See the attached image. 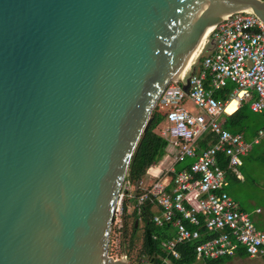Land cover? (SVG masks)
Returning a JSON list of instances; mask_svg holds the SVG:
<instances>
[{
  "label": "water",
  "instance_id": "obj_1",
  "mask_svg": "<svg viewBox=\"0 0 264 264\" xmlns=\"http://www.w3.org/2000/svg\"><path fill=\"white\" fill-rule=\"evenodd\" d=\"M236 12L264 0H0V264H129L108 252L135 149Z\"/></svg>",
  "mask_w": 264,
  "mask_h": 264
},
{
  "label": "built area",
  "instance_id": "obj_2",
  "mask_svg": "<svg viewBox=\"0 0 264 264\" xmlns=\"http://www.w3.org/2000/svg\"><path fill=\"white\" fill-rule=\"evenodd\" d=\"M209 42L210 53L198 63ZM228 83L235 85L229 98H217L215 92ZM234 98L238 101L237 109L250 101L253 112L264 110V22L251 12L232 13L213 26L189 70L179 80L171 81L161 94L157 105L166 112V125L159 132L168 146L159 165L157 161L147 172L156 178L150 186H139L141 191H137L134 181L126 175L110 231V237L118 242L115 250L119 254L113 255L109 245L110 257L118 260L126 256L129 262L120 240L123 204L126 217H138L136 221L149 204L153 224L162 226L170 222L175 235L162 241L165 255H158L159 262L147 257L137 264H205L210 259L235 257L241 250L248 258H264V229L258 228L250 214L240 209L227 192L226 170L218 160V154L223 153L229 169L242 179L238 167L243 158L253 145L264 140V126L250 141L222 126L219 119L228 113L226 106ZM187 100L202 112L187 109ZM206 133L215 134L217 141L202 147L200 141ZM187 158L193 159L190 168L177 171L176 164ZM165 163L169 167L162 176ZM204 234L209 237L199 241ZM191 241L197 242L195 258L183 261L178 245Z\"/></svg>",
  "mask_w": 264,
  "mask_h": 264
},
{
  "label": "trees",
  "instance_id": "obj_3",
  "mask_svg": "<svg viewBox=\"0 0 264 264\" xmlns=\"http://www.w3.org/2000/svg\"><path fill=\"white\" fill-rule=\"evenodd\" d=\"M210 51L211 43L209 42L204 48L203 53L200 55L198 63H200L203 57L210 53ZM234 88L235 85L233 83H228L226 87L215 92V96L219 99L227 100ZM234 108L235 107H232L227 111H233ZM165 117V110L160 105H156L152 113L150 127L142 135L135 149L127 172L128 178H130L136 183H139L142 180V177L147 174L151 166H153L157 161L162 159V157L165 155V150L168 146V141L160 135L159 131H156L157 127L162 123V121L165 120ZM219 121L225 129H228L234 133H245L246 136H251L255 135L260 127L264 126V110L260 113L253 112L250 108V101L244 102L238 109H236L232 113L225 114L224 116H222ZM216 141L217 136L215 134L206 133L200 143L202 147H207L209 143H215ZM218 160L220 166L224 170H226V177L229 178V175L232 173V170L229 169L228 158L223 153H219ZM192 163L193 159L187 158L184 161L178 162L176 164V170L180 171L183 169H188L190 168ZM150 215V205L147 204L143 212V217L145 219L143 247L145 254L150 260L159 262L160 260L158 258V255H165V251L162 246V241L165 239H170L175 235V227L170 222L165 223L162 226H156L151 221ZM137 219L138 217L136 218V220ZM252 220L257 226L255 220L253 218ZM135 222L133 223L134 231L139 226V221L137 227L135 226ZM207 237H209V235L204 234V236L199 241H203ZM196 243V241H191L178 245V250L183 255V261H192L195 258L194 250ZM236 257L242 259L248 258L247 254L243 250H241L235 257L226 256L218 259H210L206 260L205 264H224ZM262 260H264V258Z\"/></svg>",
  "mask_w": 264,
  "mask_h": 264
},
{
  "label": "rangeland",
  "instance_id": "obj_4",
  "mask_svg": "<svg viewBox=\"0 0 264 264\" xmlns=\"http://www.w3.org/2000/svg\"><path fill=\"white\" fill-rule=\"evenodd\" d=\"M207 38L205 42H207ZM184 105L187 109H189L193 113L202 112V110H200L190 100L185 101ZM232 112L233 111H230L228 113H232ZM165 125H166V122L164 120L157 127L156 131L157 132L160 131V129L164 127ZM157 165H159V161L157 162ZM167 167H169V164L165 163L163 165L164 171L163 173H161L163 174L162 176H165V174L167 173L166 171ZM245 168L248 169L250 176H247ZM238 170L242 174L243 179H247V182L246 180L245 181L237 180L235 176L229 177V179H227V181L229 180L228 185L230 183V186L228 187V192L235 199L239 208L241 207L243 211L250 212L251 209H257V208H248L249 205H251L252 203H256L255 205H258L262 201V199L259 197V191L261 190L259 189V187L262 182V177L264 176V142L263 141L260 144L253 145L252 151L249 156L248 163H246L243 166L242 165L239 166ZM155 180L156 178L151 177V175L145 174L139 183L134 182L136 190L141 191V188H139V186L147 188ZM259 209L260 211L264 210V208H259ZM259 216L264 217V212H261ZM135 221H136L135 217H131V216L126 217L125 247H126L128 257H129V264H137V262H139L141 258L145 260L147 258V255L145 254L144 247H143L145 219L143 216H139V220H138L139 226L134 231L133 223ZM120 240L122 241V238H120ZM116 243L118 242L116 241ZM116 243L113 237H110L109 245H111L110 251L112 252L113 255L119 254L115 250ZM120 252H121V249H120ZM224 264H264V260L260 258H243L242 259V258L236 257Z\"/></svg>",
  "mask_w": 264,
  "mask_h": 264
},
{
  "label": "crops",
  "instance_id": "obj_5",
  "mask_svg": "<svg viewBox=\"0 0 264 264\" xmlns=\"http://www.w3.org/2000/svg\"><path fill=\"white\" fill-rule=\"evenodd\" d=\"M232 108V107H231ZM230 109V108H229ZM228 110V109H227ZM226 114H230V113H226ZM225 115V114H224ZM223 115V116H224ZM222 117V116H221ZM166 122V121H165ZM232 132V131H231ZM244 137H245V139L246 140H248V141H250V140H252L253 139V137L255 136V135H251V136H246V134L245 133H241ZM263 142H264V140H263ZM260 144V143H259ZM252 151V150H251ZM251 151H250V153H251ZM250 153L248 154V155H246L244 158H243V164H242V166L243 165H245L246 163H248V161H249V156H250ZM245 170H246V173H247V176H250L249 175V171H248V169L247 168H245ZM153 171V170H152ZM153 173H157V171L156 172H154L153 171ZM254 175V174H253ZM231 176H234L232 173L229 175V177H231ZM151 177H153L154 178V176H151ZM227 179H229V178H227ZM236 179L237 180H240V181H245L246 180V182H247V179H239V178H237L236 177ZM229 181V180H228ZM230 186V183H229V185L226 187V190H227V192H228V187ZM259 189H261L260 191H259V197L262 199V201L258 204V205H255L256 203H252L251 205H249L248 206V208H257V209H251L250 210V212L249 211H246V212H248L249 214H250V216L255 220V222H256V224H257V226H260V227H262V228H260V229H264V217H261V216H259L260 214H261V212H264V210H262V211H258V210H260L259 208H264V176L262 177V182H261V185H260V187H259ZM229 193V192H228ZM230 194V193H229ZM231 195V194H230ZM232 196V195H231ZM240 209H241V207H240ZM259 224V225H258ZM259 228V227H258Z\"/></svg>",
  "mask_w": 264,
  "mask_h": 264
},
{
  "label": "bare ground",
  "instance_id": "obj_6",
  "mask_svg": "<svg viewBox=\"0 0 264 264\" xmlns=\"http://www.w3.org/2000/svg\"><path fill=\"white\" fill-rule=\"evenodd\" d=\"M213 29V27H210L206 33V35L204 36L203 40H202V43L201 45L198 47V49L193 53V55L191 56V58L189 59V61L187 62V64L185 65V67L182 69V71L180 72L179 74V77H181L185 72H187V70L189 69L190 65L193 63L194 59L197 58L199 52H200V49L202 47V45L204 44L206 38L208 37L209 33L211 32V30ZM237 104H238V101L237 99H232L226 106V112L227 109L231 108V107H235L233 111H235L237 109Z\"/></svg>",
  "mask_w": 264,
  "mask_h": 264
}]
</instances>
